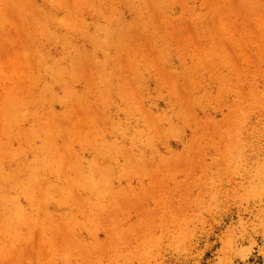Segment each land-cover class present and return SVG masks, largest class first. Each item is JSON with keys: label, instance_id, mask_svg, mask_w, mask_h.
Masks as SVG:
<instances>
[{"label": "rangeland", "instance_id": "1", "mask_svg": "<svg viewBox=\"0 0 264 264\" xmlns=\"http://www.w3.org/2000/svg\"><path fill=\"white\" fill-rule=\"evenodd\" d=\"M0 264H264V0H0Z\"/></svg>", "mask_w": 264, "mask_h": 264}]
</instances>
